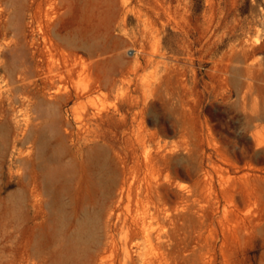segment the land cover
Returning <instances> with one entry per match:
<instances>
[{
    "label": "rangeland",
    "instance_id": "1",
    "mask_svg": "<svg viewBox=\"0 0 264 264\" xmlns=\"http://www.w3.org/2000/svg\"><path fill=\"white\" fill-rule=\"evenodd\" d=\"M0 264H264V0H0Z\"/></svg>",
    "mask_w": 264,
    "mask_h": 264
},
{
    "label": "bare ground",
    "instance_id": "2",
    "mask_svg": "<svg viewBox=\"0 0 264 264\" xmlns=\"http://www.w3.org/2000/svg\"><path fill=\"white\" fill-rule=\"evenodd\" d=\"M240 63V62H239ZM241 64V63H240ZM253 67L252 66H248L246 67L245 69V76H246V79L248 81L251 80L252 77V74H253ZM248 86H250V84H248ZM252 120H256L257 117L256 116H253L251 117ZM214 141V140H213ZM156 158H157V162L159 165H161L164 169L166 170H169V168L171 169L172 166H176L179 161H181V157L180 155H178L176 152L174 151H168L166 148H163L162 146H159V151L157 152L156 154ZM85 164H87V161H83ZM89 163V161H88ZM48 172V171H47ZM44 174V172H43ZM48 174V173H47ZM59 175H57V178H58ZM61 176V174H60ZM241 176V175H240ZM228 177V176H227ZM52 179V178H51ZM50 177L49 176H44L41 174V172L39 171V204H40V195H41V188L43 187V183H47L50 182ZM45 181V182H44ZM48 184V183H47ZM50 184V183H49ZM46 187V186H45ZM147 188H150V190H153V189H157L156 185L154 183H147ZM59 191V190H58ZM184 199V198H182ZM184 203V201L181 202V205ZM88 205L91 206L93 209L96 208V206L98 205V202H97V199L96 198H90L88 199ZM147 214V213H146ZM149 215V214H147ZM146 218L148 219H151V216H145L143 217V219L141 220V231H142V234L143 236L145 237V240L146 242L152 246L154 241L157 239V240H160L161 236L160 234H158L155 238H154V235L151 231V222L149 221L148 224L146 222ZM246 220L251 224V225H254L253 224V219L251 217H247L246 216ZM249 224V225H250ZM92 235V232L90 231L89 232V236ZM89 240L92 242V240L89 238Z\"/></svg>",
    "mask_w": 264,
    "mask_h": 264
}]
</instances>
